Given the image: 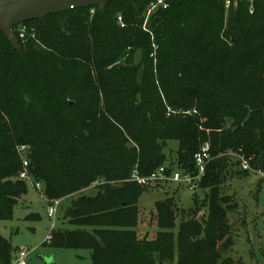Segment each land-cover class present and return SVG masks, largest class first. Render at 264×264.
I'll return each mask as SVG.
<instances>
[{
	"label": "trees",
	"instance_id": "trees-1",
	"mask_svg": "<svg viewBox=\"0 0 264 264\" xmlns=\"http://www.w3.org/2000/svg\"><path fill=\"white\" fill-rule=\"evenodd\" d=\"M151 1L114 0L103 11L73 8L26 21L42 45L13 26L20 50L0 30V219L11 218L27 192L17 148L28 144L27 169L48 202L102 182L96 195L72 201L73 228L53 229L55 246L87 249L91 264H158L175 249L178 264H219L228 236L218 204L226 152L264 171V0L252 1V13L238 0L225 27L222 0H173L151 14L152 36L141 28ZM134 21L138 27H128ZM136 49L139 63L128 65ZM123 54L125 66L108 68ZM168 108L190 112L167 115ZM171 141L185 170L210 143L214 159L199 182L209 190L208 213L198 219L196 195L185 209L168 195L155 202V236L140 237L137 203L148 187L128 177L165 165ZM114 180L124 183L110 187ZM11 252L0 235V264Z\"/></svg>",
	"mask_w": 264,
	"mask_h": 264
},
{
	"label": "rangeland",
	"instance_id": "rangeland-1",
	"mask_svg": "<svg viewBox=\"0 0 264 264\" xmlns=\"http://www.w3.org/2000/svg\"><path fill=\"white\" fill-rule=\"evenodd\" d=\"M251 2L249 11L252 9ZM239 6V2L230 6L228 9L224 6L223 23L227 24L229 13ZM105 9V8H104ZM146 13V12H145ZM145 13L141 28L144 30ZM250 13H252L250 11ZM137 22H131L128 27H138ZM23 27V28H22ZM23 34V40L28 38L36 39L42 45L36 36L35 26L33 24L16 25L15 31ZM135 33L130 32V36L135 41ZM20 44V42H19ZM21 46V45H20ZM140 50L130 53L133 63L136 65L140 60ZM128 55L123 54L108 68H117L125 66ZM91 69H93L91 67ZM154 73H157V63L154 64ZM93 74L95 72H92ZM177 113L184 111L175 110ZM204 121V120H202ZM201 128V126H200ZM30 145H26V152H29ZM177 148L176 142H169L165 149L166 164L175 163ZM227 166L224 173V181L220 183L218 192L219 205L225 210V225L228 236L219 244L220 262L219 264H264V171L253 167L250 170L243 169L240 161L236 158L235 152L228 150L226 152ZM21 156V155H20ZM214 156H211V160ZM210 160V161H211ZM121 180L108 181L110 187H121ZM27 192L18 199L13 209L12 217L9 219H0V235L6 239L12 247L11 258L8 264H16L17 253L24 248L28 251L26 264H91L90 254L87 249H77L71 247L59 248L46 236L52 229L63 231L72 229L73 226L67 217L68 209L72 201L81 195L94 196L98 192V186L102 182L93 183L87 188L81 189L76 193L59 197L61 200L59 208L56 210V216L48 215L50 203L37 190L30 181H27ZM159 186V187H157ZM162 190V192H160ZM168 195H173L176 201L177 209L188 208L193 204V196L196 195L199 202L198 219L207 215L208 207L205 206V198L209 195V190L202 186L197 187L195 191L186 186L166 182L165 184L148 187L143 191L138 199V207L141 209L136 230L140 237L146 236L153 238L157 230L154 217L155 202L159 199L164 200ZM203 204V205H202ZM179 220V218H178ZM178 251L175 249L171 259L157 262L158 264H178ZM223 261V262H222Z\"/></svg>",
	"mask_w": 264,
	"mask_h": 264
},
{
	"label": "built area",
	"instance_id": "built-area-1",
	"mask_svg": "<svg viewBox=\"0 0 264 264\" xmlns=\"http://www.w3.org/2000/svg\"><path fill=\"white\" fill-rule=\"evenodd\" d=\"M173 0H152L145 13V21H144V30L149 32V34L152 36V32L147 27L148 20L151 16V14L156 11L159 8L165 9L169 6L170 2ZM224 6L228 9L230 6L235 5L238 0H222ZM251 4L253 0H247ZM252 7V5H251ZM252 12V9L250 10ZM117 22L120 24V26H124L123 19L119 15L117 16ZM22 24V23H20ZM18 24V25H20ZM23 28V27H22ZM22 28L19 33V37L22 38L23 34L21 33ZM154 46V45H153ZM155 48V46H154ZM177 111L171 110L168 108L167 115L170 113H176ZM181 113H189L190 111H180ZM17 151L19 155H21L22 159V170L19 172V177L22 179H25L27 181H30L33 186L39 190L42 191L43 185L39 181H35L31 174L29 173L27 167L28 162L25 157L26 155V145H20L17 148ZM236 158L240 161L241 167L246 170H250L252 167L250 165L249 158L245 157L243 154L235 153ZM211 160V152H210V143L205 142L201 145L199 150L194 154L193 156V167L191 170H185L179 167H173L169 165H161L154 171H152L148 175H141L137 171L136 168H134L131 171L130 176L128 177V181L136 182L137 184L143 186V187H153L160 184H165L168 182V184H177L178 186H186L190 190L195 191L197 187L199 186V182L203 175L206 172V167L208 163ZM50 206L47 210L49 216H56V210L59 208L61 204L60 199H54L49 201ZM53 224L52 229L53 230ZM50 233L46 236V240H51L52 234ZM28 254V251L24 248L20 249L17 253V260L16 264H26V256Z\"/></svg>",
	"mask_w": 264,
	"mask_h": 264
},
{
	"label": "water",
	"instance_id": "water-1",
	"mask_svg": "<svg viewBox=\"0 0 264 264\" xmlns=\"http://www.w3.org/2000/svg\"><path fill=\"white\" fill-rule=\"evenodd\" d=\"M111 1L114 0H0V30L12 47L20 50L13 26L73 8L98 6L103 11Z\"/></svg>",
	"mask_w": 264,
	"mask_h": 264
},
{
	"label": "crops",
	"instance_id": "crops-1",
	"mask_svg": "<svg viewBox=\"0 0 264 264\" xmlns=\"http://www.w3.org/2000/svg\"><path fill=\"white\" fill-rule=\"evenodd\" d=\"M160 192H162V190H161ZM139 208H140V207H139Z\"/></svg>",
	"mask_w": 264,
	"mask_h": 264
}]
</instances>
